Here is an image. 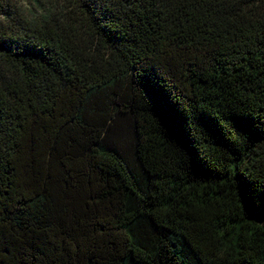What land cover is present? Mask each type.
Returning <instances> with one entry per match:
<instances>
[{
  "label": "trees",
  "instance_id": "trees-1",
  "mask_svg": "<svg viewBox=\"0 0 264 264\" xmlns=\"http://www.w3.org/2000/svg\"><path fill=\"white\" fill-rule=\"evenodd\" d=\"M0 264H264V0H0Z\"/></svg>",
  "mask_w": 264,
  "mask_h": 264
}]
</instances>
